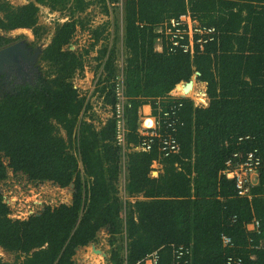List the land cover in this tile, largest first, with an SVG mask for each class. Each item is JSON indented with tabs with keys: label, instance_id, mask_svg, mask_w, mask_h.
I'll list each match as a JSON object with an SVG mask.
<instances>
[{
	"label": "trees",
	"instance_id": "1",
	"mask_svg": "<svg viewBox=\"0 0 264 264\" xmlns=\"http://www.w3.org/2000/svg\"><path fill=\"white\" fill-rule=\"evenodd\" d=\"M97 2L108 15L106 1ZM91 4L33 0L15 6L0 0L5 32L30 29L39 39L45 32L38 24L39 6L69 17L42 50L39 62L47 70L34 85L0 98V182L9 169L33 183L61 189L73 184L71 204L47 206L24 220L9 217L0 191V248L15 255L12 263L0 259V264H76L75 249L94 243L103 228L120 240L110 254L112 264H144L153 252L157 264H179L173 255L178 246L189 248L187 264H226L230 257L264 264V166L250 199L238 197L234 181L223 175L233 154L264 155V0L121 1L120 16L114 17L121 52L117 35L111 46L101 45L95 57L101 75L93 93L112 109L120 69L126 153L115 143L112 117L99 129L81 117L92 108L72 83L83 71V56L106 39V25L98 26L88 49L69 50L76 29L88 30L89 20L75 15ZM185 14L201 27H213V39L201 50L195 45L192 55L169 53L165 46L156 51L157 27ZM117 54L123 56L120 68ZM196 72V80L206 84V107L169 95ZM178 104L179 151L163 157L156 142L149 151H133L143 139L140 107L149 105L156 116ZM154 161L161 172L151 177ZM121 174L124 199L117 187ZM254 221L258 227L248 230ZM221 235L230 238L231 247L223 246Z\"/></svg>",
	"mask_w": 264,
	"mask_h": 264
},
{
	"label": "rangeland",
	"instance_id": "2",
	"mask_svg": "<svg viewBox=\"0 0 264 264\" xmlns=\"http://www.w3.org/2000/svg\"><path fill=\"white\" fill-rule=\"evenodd\" d=\"M7 1L11 5L16 6L26 4L27 2L32 0ZM91 1L93 2V4H91L83 14L75 15L76 17L79 16L82 18H87L89 20L86 24V29L88 30H80L79 28H77L68 46L70 51H73L75 53H83V50L88 49L90 44L93 42V39L91 37V30L95 29L98 26L106 25V29L102 33L103 38L106 39H101L100 41H98V43L93 47V49L87 55L83 56V71L79 75H75V77L72 78L73 86L77 89L78 94L80 96H86L92 108L88 112L83 113L81 117L85 121L93 124L96 129H99L106 122V120L111 117V109L109 106L103 105V101L100 97H98V93H93L94 89L96 88V82L101 75V69H96L98 62L95 60V57L98 55V51L104 42H106L108 46L112 45L116 35L119 37L116 48L118 49L120 54L121 28L119 27V30L117 32H115L114 30L115 13H117V16H120V12L116 7L109 6L106 3V7L109 12L108 16H106L103 12L102 4L97 2V0ZM110 14L112 15L110 16L111 18L109 17ZM68 18L69 17L66 11H50L45 6H39L38 24L45 28V32L42 34L39 40L42 44V48L49 44L55 27L65 21H68ZM16 32L25 37L29 36V39L32 38V32H30L29 30H16ZM25 32H27L28 34H26ZM155 49L160 50L158 47H155ZM119 54H117L116 57V68H120L121 62L123 60V56H120ZM39 68L41 74H43L45 70H47V66L43 63H40ZM120 75L121 71L119 69L117 77H120ZM192 77L195 83V89L202 92L203 96L205 97V101L200 104L197 103L194 99L190 97L188 98L193 101L195 106L206 107L209 102V99L206 95V84L198 82L196 80L195 73L192 74ZM173 91L174 90L169 92V95L172 97H179V95H177ZM142 117L143 116H141L140 114V120ZM60 134L63 137L65 136L62 131H60ZM118 146L120 147L122 153H126L128 151L127 147H125V143H123V145ZM122 156H124V154ZM4 162L6 161L4 160ZM150 168L151 177H155L158 175V173L161 172V165L158 163V161L152 162ZM123 182L124 177L121 174L117 183V187L119 189V195L124 199ZM256 183V176L251 174V176L249 177V184L253 186ZM0 191L2 194L3 201L9 208V217L11 219L24 220L30 215L39 214L47 206L56 207L60 204H71L73 184L71 183L68 185V187L61 189L58 186L53 185L51 182L33 183L27 181L26 177L23 174L12 173L8 169L6 179L0 182ZM138 199L142 198L138 197ZM119 243L120 240H118V236L111 237L108 234L107 229L103 228L97 233L96 240L94 243L91 242L87 246L77 248L75 250V255L73 256V259L76 264H112L110 261V254L114 249H117V245ZM90 245L94 246L95 249L100 250L101 253L105 254V256H102L101 253L96 254V252L92 251ZM123 253L124 252L122 250L119 251L120 255H123ZM0 259L4 262L12 263L15 259V255L12 253L5 252L0 248Z\"/></svg>",
	"mask_w": 264,
	"mask_h": 264
},
{
	"label": "built area",
	"instance_id": "3",
	"mask_svg": "<svg viewBox=\"0 0 264 264\" xmlns=\"http://www.w3.org/2000/svg\"><path fill=\"white\" fill-rule=\"evenodd\" d=\"M109 6L121 7L122 0H105ZM188 14L182 15L177 19H170L168 22L160 25L156 29L159 35L157 38V45L161 52L165 46L169 53L183 52L192 55L195 50L194 46L198 45L199 50L203 48L206 41H211L213 36L216 35V30L213 27H201L195 23ZM115 105L111 109V117L115 121L114 139L118 145L125 143V122H124V109L125 97L123 94L122 74L120 77H115ZM180 98V97H175ZM183 99V98H182ZM189 99V98H187ZM192 101V100H191ZM193 102V101H192ZM180 104L176 107H170L162 114L156 116H143L140 120V135L143 137L138 146L133 147L134 151H149L152 145L156 142L158 149L163 157L176 154L179 151V145L174 137L176 125H182L177 116H175V109L180 108ZM200 107V106H198ZM161 112V111H160ZM151 120L150 124L147 121ZM163 130V134H161ZM237 160V161H236ZM226 169L223 175L226 178L234 181L236 195L240 198H251L249 184V177L256 176L258 169L264 166V155L259 154L257 151H251L245 154L244 158L240 155L233 154L232 158L226 161ZM258 227V222L254 221L252 224L246 226L248 230ZM223 246L231 247L232 242L230 238L221 235ZM190 254L189 248L178 246L173 248L174 258L179 264H187V257ZM184 258V259H182ZM182 259V260H181ZM158 256L156 252L151 253L144 259V264H157ZM226 264H242L240 259L227 258Z\"/></svg>",
	"mask_w": 264,
	"mask_h": 264
},
{
	"label": "flooded vegetation",
	"instance_id": "4",
	"mask_svg": "<svg viewBox=\"0 0 264 264\" xmlns=\"http://www.w3.org/2000/svg\"><path fill=\"white\" fill-rule=\"evenodd\" d=\"M16 30H29L32 32L30 29H25V28H19V29H14L11 31H1L0 30V46H5L3 48H6L8 46H14L16 44H21L25 46L26 49L29 50L30 56L35 55L36 53V58L35 60L31 63L32 67L28 66V63L25 61L21 69L19 70V73H15L14 71L10 72L8 75L6 74H0V98L5 97L7 94H15V89L18 86H23V85H34L35 81L41 77V72H40V55L42 53V44L40 43V38H36L34 34L32 33V38L29 39L28 37H25ZM28 34L27 32H25ZM3 48H0L3 49ZM38 50V53H37ZM20 73H23L20 75Z\"/></svg>",
	"mask_w": 264,
	"mask_h": 264
},
{
	"label": "water",
	"instance_id": "5",
	"mask_svg": "<svg viewBox=\"0 0 264 264\" xmlns=\"http://www.w3.org/2000/svg\"><path fill=\"white\" fill-rule=\"evenodd\" d=\"M38 53V50H37ZM36 53L33 56H30L29 50L25 48V46L21 44H16L14 46H8L0 50V74L8 75L10 72L14 71L15 73H19L22 64L26 61L30 68L32 67L31 63L35 60ZM23 73H20L22 75ZM198 72L195 73V76H198ZM191 76L188 82H181L184 87H188L191 84ZM180 98H186L185 96H179ZM92 251L97 253H101L100 250L94 248V246L90 245ZM77 249V248H76ZM75 249V250H76ZM102 256H105L104 253H101Z\"/></svg>",
	"mask_w": 264,
	"mask_h": 264
},
{
	"label": "bare ground",
	"instance_id": "6",
	"mask_svg": "<svg viewBox=\"0 0 264 264\" xmlns=\"http://www.w3.org/2000/svg\"><path fill=\"white\" fill-rule=\"evenodd\" d=\"M195 83L193 81V79H191V84L188 87H184V85L182 83H178L175 87H174V91L177 95L179 96H185V97H190L192 99H194L197 103H203L205 101V97L203 96L201 91H198L195 89ZM148 109L146 108V114ZM149 122V121H148Z\"/></svg>",
	"mask_w": 264,
	"mask_h": 264
},
{
	"label": "crops",
	"instance_id": "7",
	"mask_svg": "<svg viewBox=\"0 0 264 264\" xmlns=\"http://www.w3.org/2000/svg\"><path fill=\"white\" fill-rule=\"evenodd\" d=\"M33 1V0H32ZM108 16V15H106ZM112 16L111 14L109 15V17ZM111 18V17H110ZM144 108V109H143ZM146 108L148 109L147 111V114L145 113L146 112ZM150 112H151V109H150V106L149 105H142L141 108H140V114L141 116H148L150 115ZM144 117H142L141 119H143ZM149 121V122H148ZM147 121V124H150L151 123V120H148Z\"/></svg>",
	"mask_w": 264,
	"mask_h": 264
}]
</instances>
